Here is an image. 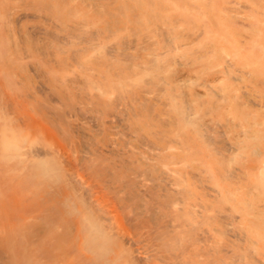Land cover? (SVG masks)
I'll return each mask as SVG.
<instances>
[{"label": "bare ground", "instance_id": "1", "mask_svg": "<svg viewBox=\"0 0 264 264\" xmlns=\"http://www.w3.org/2000/svg\"><path fill=\"white\" fill-rule=\"evenodd\" d=\"M39 1L30 6H39ZM225 1L193 0V9L173 4L169 10L195 20L191 32L182 31L186 38L207 34L212 63L219 72L252 69L255 77L264 79V29L260 25L249 30L251 39L261 45L259 52L241 49L239 43L249 41L241 34V26L252 15H240L242 10H236L250 2L234 0L237 5L224 6ZM17 2L11 7L19 8L22 0ZM112 5V0L76 4L79 17L70 18L69 25L78 31L74 43L80 44L76 50L85 58L76 64L68 61L63 78L55 74L47 78L49 70L41 65L58 68L60 63L46 59V55L44 62L38 56L41 52L32 48L31 52H38L34 57L28 49L27 55L35 61L21 53L23 42L17 52L40 66H33L32 61L31 66L25 58L28 72L10 80L9 64L3 66L7 71L0 70V201L10 205L7 216L19 221L27 215L31 220L39 217L34 229L47 234L51 241L50 251L44 247L42 256L51 255L54 264H264V252L260 251L264 248V121H256L261 119L260 113L242 108L238 102L229 103L228 114L232 116H225L229 124L234 126L238 120L243 127L256 126L244 128L245 146L238 154H233L239 148L233 141L229 146L217 144V128L203 123L202 113L189 107L181 94H170L176 116H165L158 108L151 113V100L161 99L158 94L151 96V79L161 78L160 72L171 67L168 57L161 58L165 44L157 46L151 65L131 57L150 41L174 42L172 47L178 51L190 42H176L181 27L178 24L173 31L175 25L171 24L180 22L178 18L162 19L163 26L155 27L154 14L151 27L144 16L128 15L130 23L122 32L118 25L122 8ZM85 8L92 11L83 12ZM12 10L9 14L14 13ZM89 13L95 16L89 18ZM197 23H202L203 29ZM26 34L25 38L15 33L12 38L17 42V36L30 40ZM63 39L68 43L73 35L58 40ZM29 40L32 44L33 39ZM131 48L133 51L127 52ZM67 53V59L72 58L74 52ZM221 54L226 56L225 64L219 63ZM182 56L188 62L189 54ZM80 63L83 74L72 69ZM85 73L91 78L87 86ZM6 85H12L11 91ZM42 92L45 96L40 95ZM43 97L48 104L42 102L41 107L39 98ZM118 125L120 129H113ZM258 155L261 158L255 161ZM245 178L254 192L242 182ZM8 187L11 190L7 192ZM18 208L25 212H18ZM242 214L243 230L222 223ZM4 218L0 210V220ZM235 240L243 242L237 250Z\"/></svg>", "mask_w": 264, "mask_h": 264}, {"label": "rangeland", "instance_id": "2", "mask_svg": "<svg viewBox=\"0 0 264 264\" xmlns=\"http://www.w3.org/2000/svg\"><path fill=\"white\" fill-rule=\"evenodd\" d=\"M17 1L18 0H9V1L8 0H0V5L2 3L4 4V5L2 4L0 6L1 7V9H0V52H2V53H0V63H2L0 65L1 72H3L2 68L5 64L10 65L11 60L12 61L14 60L12 62L14 65L12 63H11V66L5 65V67L7 66L6 68L8 70V76L7 77H11V78H7V80L12 79V77L14 79L18 75L23 76V75H25L24 74L25 72H28L27 71L28 70V67H27L28 62L27 61L30 60V58H28V57H33V56L38 57L41 55L40 59H42L43 56L46 55L47 56L46 59L50 58L51 59V60L49 59L50 61L57 60L54 62H57L56 64L60 63L58 68L54 67L50 64L41 65V67H44V70H47V71L52 70L50 72L46 71L49 74H47L45 72V75L46 74L48 75V77L47 76L46 77L51 78V76H54V74H55V77L63 78L65 75H67L66 70L68 67L67 66L68 61L75 62V64H76L78 62H81V60H83L85 58V57L83 58L81 53L76 50L77 47L80 46V44H77V42L74 43L75 41H78V40H76L77 39L76 36H77L78 31L76 30V28L70 27V25H69V22L73 18L75 19V18L79 17V16H77L79 13V10L77 9L76 4H78V2H82L83 0H42V1H39V0H32V1L30 0L29 1V0H27L28 1L27 3H25L26 1L23 2V0H22V2H20L22 6L19 5L20 6L19 8L21 9L24 6L23 7L24 10L21 9V11H18L19 10V8L17 7L18 5H15V7L13 6L14 7V11H13L12 10L13 7H11V6L14 4V2H15V4L19 3ZM36 1H39V3H41V4H39V6L35 4V5H33V7H31L32 5L30 6V3H32V4H33V2L38 3ZM45 1H47V2L45 3ZM90 1L94 2L95 0H90ZM112 1H113V5H117V6L122 8V13L120 15V21H118V25L120 27L122 26L121 30L127 29V23L128 22L130 23V21H127V18H128V15H131V14L134 17H136L138 15L144 16V18H146V20L148 22H150V24H149L150 27H151V14H154V17L156 19V23L154 24L155 27L163 26L162 19L163 20H166V19L170 20V18L171 19H177L178 18L180 20V22L177 21L176 23L171 24L172 27L175 25V28L172 29L173 31L175 29H177L176 27H178V24L181 27V31L179 30L178 32H176V34L180 33V35H181L176 40V42L177 43L190 42V44H184L182 46L181 50L178 51V50H175L173 48L174 42H168L167 40H159L158 42L151 43V41H150L147 43L146 48H144L142 46V48H139L137 50L138 54L131 57V60H136V61H138V63H145L146 62L149 65H151L153 58L157 56V54H156V50H158V49H156L157 46L158 45L163 46L165 44L163 50H166V52L161 54L162 55L161 58H164V57L169 58V63L171 64L170 65L171 69L169 68L168 70H165V71L162 70L160 72V75H159V76H161V78L160 77H153V78L151 77L152 78L151 79V96L154 94H158L161 97V99L159 101L151 100V113L153 112V110H156L158 108V109L162 110L163 115H165V116H176V113L174 112L173 106H172V101H171L172 96L170 94H175V95L181 94V96L184 97V101H186V104L189 107H194L202 113L201 117H202L203 123H206L209 126H213V127L217 128L216 133H214L216 136L217 144L219 146H223V144L229 146L230 144L228 142L233 141V145H236L239 147L238 150H233V154H238L241 151L242 147L245 146L244 139H246L247 136H245V133H243L244 128L246 130H250L256 126L250 125L248 127H243L239 123L238 120H235L234 123L236 125H234V126L232 124H229L228 120H225V118L227 116H229V118L232 116L231 114L230 115L228 114L229 107H230L229 103H231V102L237 103L238 102L239 104L238 103L237 104L240 105L242 108L243 107L249 108V110L251 112H253V111L259 112L261 119L256 120V121L263 122L264 121V79L261 77H255V73L252 69L244 71L241 69L236 70V69L232 68L229 71L227 69V70H224L223 72L222 71L219 72L218 70H220V68L217 67V65H213V63H212L213 51L207 43L208 42L207 34L202 32L201 34H199L197 36V38H192V35H190L186 38L185 35H182V31H187V32H184V34L191 32L190 27L191 26H193V28L195 27V20L193 18H186L185 19L182 16H180L179 14H177L176 12L173 14L169 10V7L173 4H177V5H181V6L183 5L184 7L187 6V8L193 9L194 8V7H192L193 6V4H192L193 0H138L139 1L138 3H134L133 0H112ZM242 1H245V0H242ZM249 2H250L249 6L241 7V8H238L236 10V11H238L239 9H240V11L242 10L241 12H239L240 15L244 14L245 12L247 14L249 13L250 15H252V18H250V21L246 22L245 24H243L241 26V34H245L246 36H248L249 39H247V40H249V41L239 43V47L241 49L247 48L246 51H249V52H259L261 50V45L251 39V37L249 36V30L253 29L254 27H258V26L260 27V25L264 29V0H249ZM5 3H6L7 7L5 6ZM7 3L8 4L10 3V5H8ZM49 3L51 4V6L49 5ZM229 3H230V5H232V4L237 5V3L234 2V0H226L222 5L228 6ZM52 4H56V5L58 4L57 5L58 7L56 5L53 6ZM27 5H29V6L27 7ZM35 6H37V9L38 8H41V9L37 10ZM2 7H4L5 9L3 10ZM29 7L32 8L33 11L31 9H30V11L26 10V12H28V14H29L28 15L25 13V9L26 8L28 9ZM6 9H8L9 11L11 9L14 13L11 12L12 14L11 13L9 14V11ZM55 9L56 10L61 9L63 11L59 10L60 13L58 12V14H57ZM5 11L9 15L5 14L6 13ZM16 11H17V13L20 12L21 14H23V16L21 14H19L21 16V18H24L26 16V18H24L25 20L21 19L19 17V15L16 16V14H17ZM22 11H24V12H22ZM34 11H36V12H34ZM82 11L83 12L84 11H86V12L90 11L91 12L92 9L85 8ZM232 12H235V11H232ZM62 13L63 14L66 13L67 17L65 15H62ZM45 16L46 17L48 16V17L45 18ZM93 16H95V15H93V14L88 15L89 18H92ZM179 16H180V18H179ZM6 17H7V19H6ZM16 17H19L20 19L17 18L18 19L17 20ZM9 18H11V19L15 18V19L10 20ZM70 18H72V19H70ZM6 20H7V22H6ZM25 21H28V22H25ZM10 22L13 25L10 24ZM19 22H23V23L20 24ZM28 23L31 24L34 29L31 28L32 26H30V25H29L30 26L29 27ZM15 24L17 26L19 24L20 26H18V28H17V26ZM26 24H27V28H25ZM197 24L200 28L203 29L202 23L201 24L197 23ZM11 25L14 27H12ZM15 27H16V29H15ZM182 27H184V28H182ZM30 28L33 30H30ZM136 28H138L137 24H136ZM185 28H186V30H183ZM18 29L19 30L21 29L22 31L18 32L19 31ZM28 29L31 32L34 31L35 33L30 32L32 34V36H31V34L28 32ZM12 30H14V31H12ZM39 30L44 31V32H40ZM25 32H27V34H26V35H28L27 37L28 38L31 37L34 41L31 38H30V40H32V41H30L29 39L25 40V38H26L24 36ZM122 32H124V30H122ZM15 33L17 35H20L21 37L24 36L25 38H21L20 36L16 35L17 36L16 39H18V37H19V40H20L17 42V40L15 41V39L12 38L15 35ZM18 33L23 34V36L21 34H18ZM39 33H42L43 37L45 36L46 39H44L43 37L41 38L40 36L42 34H39ZM34 34L35 35L38 34V36L37 35L35 36ZM47 34H48V37H47ZM66 34H70V35L72 34L73 40L72 39L69 40L68 43H65L64 39L58 40L59 38L62 39V37L66 36ZM35 37H38V39ZM14 38H15V36H14ZM239 38L242 39L243 37L239 36ZM39 39H41L43 41H41ZM24 40L27 43H25ZM28 40L32 44H30L28 42ZM36 40H38V41H36ZM156 40H158V39L156 38ZM15 42H17V43H15ZM22 42L25 44L24 46L27 45L26 47L22 46V48L24 47L23 49L21 48V46H19V45H22ZM40 42L42 44H45V45L41 46ZM39 43H40V45H39ZM28 45H31L32 47L28 46ZM18 46L21 48V50H20L21 53H25L27 55L26 51H28V49H29V52L32 53L31 55H33V56L27 55L28 57H25V58H28V59H27V61H25V58L23 59V57H22L23 54H20L19 53L20 51L17 52V50L20 49V48H17ZM32 48L33 49L35 48L37 51H39V53L40 52L41 53L38 55V52L35 50H34V52H31V51H33ZM40 49H42V50L40 51ZM44 49H45V51L49 52V54H47L44 51ZM22 50H25V52L24 51L22 52ZM159 50H161V49H159ZM42 51H43V53L45 52L46 54L44 53L42 55ZM68 51L74 52V54H72L73 59L72 58L67 59V54H68L67 52ZM128 51H133V49L132 48L127 49V52ZM184 53L189 54L188 62L185 61L184 57L182 56ZM25 54H24V56H26ZM48 55H51L52 57L51 56L49 57ZM16 56H18L17 59H15ZM34 57H33V59L35 60ZM89 58L90 59L93 58V55L91 52H89ZM225 58H226V56L221 54L219 63L225 64ZM20 59L23 60V66L24 67L23 66L21 67L22 63H20V62H22V61ZM33 59H31L33 66H35V65L40 66V63L37 62L38 64H36L35 61H37V60L34 61ZM43 59L45 62V57ZM15 60H17V61L20 60V61L15 62ZM31 61H29L30 62L29 64H31ZM181 62H182V64L185 63L184 64L185 66L182 65ZM15 63L19 64V65H16ZM25 63H26V65H25ZM32 64H31V66H32ZM235 65H240V64L236 63ZM13 66H15V68H13ZM9 67H11V68H9ZM41 67H39V68H41ZM6 68H3V69L5 71H7ZM8 68L11 70L9 71ZM83 68H84V66H82V64L80 63L78 65L73 66L72 69L79 71L81 74H83V71H84ZM19 69H21V71H19ZM179 71H182V73H179ZM12 72L15 73L14 74L15 76H11V75H13ZM51 72H53L52 75H50ZM183 72H185V73H183ZM139 73H141V72H139ZM85 74H86L85 78H87L86 80H88L87 84H86V86H87L90 83L91 78H89V76H87V73H85ZM216 74H217V76H216ZM177 76H178V78H177ZM1 77H2V74L0 75V78ZM4 79L2 78L4 83L8 82V81H6V79L5 80ZM6 87L8 88V89L6 88V90L11 91L10 88L12 87V85L11 86L6 85ZM14 88L16 89V87H14ZM17 89L19 90V88H17ZM44 94H45V92L40 93V95H44ZM228 94H229V96H228ZM39 100H40L39 101L40 103L44 102L46 104V102H47V101H42V100H44V97H43V99L39 98ZM44 103H42L43 105L41 104V107L44 106ZM226 123H228V125ZM228 126L230 129L225 128ZM120 127H121V125H118V126L114 127L113 129H120ZM213 132H211V133L213 134ZM117 135L122 136L121 132H118ZM255 158H256L255 161H257V160H260L261 157L258 155ZM243 162L244 161H241L240 163H243ZM240 166H243V168L245 169L243 164H240ZM224 173H226V172H224ZM204 182L208 183V184L211 183V181L209 179H205ZM242 182H246V184H248L249 187H251V185H252L251 182H249L247 178L242 179ZM10 190H11V187L7 190V192ZM205 190H208V189H205ZM251 190L252 191H250V192H254L256 189L251 187ZM5 202L6 201H3V200L0 201V205L2 204V207L0 210L2 213H4V216L6 217L2 221L0 220V264H12V263L13 264H54L55 262L53 261V258L51 257V255H50V257L49 256H45V257L42 256V250L44 247L47 246V250L50 251L49 249H50L51 241H49V237L47 234L40 233L38 230L34 229V227L39 225V223H40L39 217L33 218L31 220L29 215H27V217L23 216L22 220L20 219V221L18 220V218H11L10 219L7 216L8 214L6 213V212H9L10 205L8 206V204ZM18 210H19L18 212H21V213L25 212V211H23L22 208H18ZM240 216H241L240 218L234 219V220L226 218L222 221V223L227 227H232L233 225H235L238 229L243 230L244 229L243 228V221H244L245 217L243 214ZM42 229H46V228H42ZM30 236L32 238H30ZM235 241L236 242L234 244H233L234 241H232V244L235 247V249L239 248L238 244L239 245L243 244V242H241L239 240H235ZM52 251L55 252V251H57V249L52 250ZM260 251L264 252V248L260 249ZM40 254H41V256H40ZM26 260H28V261H26Z\"/></svg>", "mask_w": 264, "mask_h": 264}]
</instances>
